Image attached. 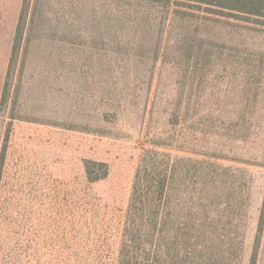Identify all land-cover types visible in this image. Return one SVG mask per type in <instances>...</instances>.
<instances>
[{
    "label": "rangeland",
    "instance_id": "rangeland-1",
    "mask_svg": "<svg viewBox=\"0 0 264 264\" xmlns=\"http://www.w3.org/2000/svg\"><path fill=\"white\" fill-rule=\"evenodd\" d=\"M155 157L194 189L181 212L218 264H264V26L170 0H0V264H113ZM87 160L108 175L89 182Z\"/></svg>",
    "mask_w": 264,
    "mask_h": 264
},
{
    "label": "trees",
    "instance_id": "trees-1",
    "mask_svg": "<svg viewBox=\"0 0 264 264\" xmlns=\"http://www.w3.org/2000/svg\"><path fill=\"white\" fill-rule=\"evenodd\" d=\"M170 3L177 7H203L226 20L255 21L264 26V0H170ZM142 155L150 157L151 152ZM158 161L157 157L140 158L136 163L123 219L119 221V248L113 264H218L220 255L211 242L214 232L203 227L202 215L181 212L184 199L194 189L188 180L180 181L179 175H168L166 163L159 165ZM84 169L91 183L104 179L109 172L108 164L99 160H87ZM172 190L177 191L174 198Z\"/></svg>",
    "mask_w": 264,
    "mask_h": 264
}]
</instances>
